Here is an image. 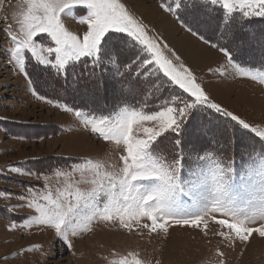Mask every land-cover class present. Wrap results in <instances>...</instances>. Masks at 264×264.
I'll list each match as a JSON object with an SVG mask.
<instances>
[{
    "label": "rangeland",
    "instance_id": "obj_1",
    "mask_svg": "<svg viewBox=\"0 0 264 264\" xmlns=\"http://www.w3.org/2000/svg\"><path fill=\"white\" fill-rule=\"evenodd\" d=\"M186 1L192 2L121 0L130 13L146 26L148 35L157 40L164 54L177 66L183 64L192 71L211 102L220 104L222 108L238 115L250 125L264 130V80L261 79L264 77V70L251 68L252 71L247 72L230 67L227 57L218 48L212 47L211 43L192 30L189 31L175 15L180 4ZM201 2L207 4L206 0ZM22 7L23 0H5L0 5V264H119V260L124 257L132 264L133 255L140 259L142 264H264V237L254 232L247 242L235 238L234 232L216 223V219L227 218L219 213L205 216L199 227L178 226L174 220H170L166 225L167 233L163 229L153 233L148 228L141 227L143 224L150 225L151 222L147 218L141 219L140 225L133 223L131 231L123 228L118 221L104 222L96 219L92 222L90 231L81 232L78 236L69 234L71 248L56 235L54 228L39 225L29 219L38 213L35 207L28 205L33 200L43 202L40 197L46 194L45 184L55 193L56 189H63L81 178V171H73L70 166H76L77 169L84 167L85 176L89 179L93 177L92 166L84 165L82 158H91L94 163L99 162L101 172H111L122 167L120 157L125 153L123 143L117 144L115 141L99 138L90 131L82 117H77L73 111L65 110V105L90 114L93 112L85 110L79 104L100 109L120 98L135 97L136 91H140V97L141 94H148L155 99L159 95L163 96L166 88L174 89L172 92L175 94L169 98L166 96L167 100L176 97L181 102L180 106H183L185 101L192 102L194 98L166 79H156L147 74L140 77L136 82V89L131 93H128L127 87H124L122 93L121 85L129 80H136L135 74L131 77L125 76L124 81H120L118 76L114 81L112 74L104 75V87H97L96 80L85 74L79 82L77 77L71 78L68 86L73 90H65V85L59 83L56 76L49 75L50 72L56 73L58 70L50 64L40 62L28 49L23 50L22 71L15 61L10 60L11 53L7 49L14 47V44L3 31L10 25L14 32L17 31L16 16ZM168 7L173 11L166 10ZM207 12L194 11L189 18L194 28L204 26L210 31L208 36L214 37L216 33L210 30L214 24L202 22V17ZM80 14L86 15V11ZM194 17L198 19L194 20ZM250 17L255 20L260 18ZM63 22L69 31L81 38L87 30V25L79 23L78 19L63 17ZM208 24H211L210 29ZM258 26L261 30L257 31V36L242 27L238 34L243 32L245 36L238 43L247 47L243 49L245 54L260 57L261 50H264V25L258 22ZM254 29L256 28L253 26V31ZM226 31L223 27L221 33ZM116 34L125 36L122 33ZM219 37H222L223 42L227 41L226 35L223 37L220 34L217 38ZM36 39L37 44L43 46L40 55L54 60V54L49 55L46 50L48 46L55 47L47 34H41ZM182 40L188 47L210 50V60L206 59L204 63L194 61L193 57L188 56V52L183 51L185 49L179 43ZM127 42L132 43V39L128 38ZM230 43L237 46L235 40ZM203 54L205 57L209 56L207 53ZM176 56L180 59L177 60ZM28 62L43 66L48 71L31 72V78L26 67ZM233 63L238 64L234 61ZM248 68L250 67L244 66L245 70ZM166 82L168 85H165ZM64 90L68 91L65 95ZM61 100L67 103H62ZM164 102L160 100L150 111L158 110ZM199 107L216 112L205 106H198L197 109ZM137 110L143 111L144 108ZM194 111L191 117L186 119L190 133L186 139L191 142L189 144L195 146V140L199 139L214 141L211 145L217 142L229 145L235 135L242 136L241 133L246 131L258 137L250 129H244L234 121L236 126L230 129L224 123L216 122L214 128L205 123L201 124L197 121L198 110ZM219 114L225 116L223 112ZM156 126V122L142 121L141 126H133L134 134L146 138L143 127ZM209 129L215 136L208 132ZM240 139L239 148L250 146L251 143L246 137L242 141ZM259 139L264 143V140ZM165 146L170 147L166 143ZM245 164L238 162L237 166L234 165L237 170L234 183L237 185L241 183L239 169ZM56 170L70 175H57ZM188 171V167L181 171L182 180L194 179L187 174ZM210 186L209 179L207 187ZM79 187L88 188L91 185L80 184ZM196 192L201 190L197 189ZM196 192L181 196L183 213L192 215L199 212L200 204L196 202L199 197ZM202 195L208 193L203 192ZM213 216L216 219H213ZM261 224H264V220L258 219L248 226L256 228ZM222 231L228 232L232 238L219 235Z\"/></svg>",
    "mask_w": 264,
    "mask_h": 264
},
{
    "label": "snow or ice",
    "instance_id": "obj_2",
    "mask_svg": "<svg viewBox=\"0 0 264 264\" xmlns=\"http://www.w3.org/2000/svg\"><path fill=\"white\" fill-rule=\"evenodd\" d=\"M4 2L0 0V5ZM206 3L222 8L221 20L225 28L236 21L235 14L243 18L264 17V0H206ZM191 7L196 11L204 8L205 4L201 0H192ZM166 10L173 11L171 7ZM85 11L86 15L80 14ZM63 17L78 19L79 23L87 25L82 38L66 28ZM16 24L17 31L14 32L11 25L3 31L14 44V47L7 49L11 53L10 60L15 61L22 71L23 50L28 49L40 62L50 64L58 71L82 64L85 74L96 80L97 87L105 86L102 77L107 74V65L115 68L114 81L117 76L120 81H124L125 76L135 74V81L129 80L121 85L122 93L124 87L129 93L133 92L137 87L136 82L147 74L156 79H166L194 98L192 102L185 101L180 106L179 99L173 97L154 111H149L147 105L143 111H138L136 105L141 102L129 104L123 101L108 115L84 114L81 109L65 105V110L82 117L90 131L99 138L123 143L125 153L120 157L122 167L101 172L99 162L82 158L84 165L92 166L93 177L89 179L85 176L84 167L77 169L76 166H70L73 171H81V178L63 189H56L55 193L45 184L46 194L40 197L43 202L33 200L28 205L35 207L38 213L30 220L54 228L56 235L69 248L72 247L68 240L69 234L78 236L81 232L90 231L96 219L118 221L123 228L131 231L133 223L140 225L141 219L147 218L150 225L143 224L141 227L153 233L158 229L167 233L166 225L170 220H174L178 226L199 227L205 216L219 213L227 218L216 219L213 216V219L234 232L235 238L247 242L254 232L264 237V224L256 228L248 226L258 219L264 220V152L249 154L250 162L239 169V185L234 183L237 171L234 162L221 157L219 153L197 152L193 160L184 154L185 144L191 143L186 139L190 135L186 119L192 115L191 110L198 106H205L217 113L223 112L237 125L250 129L262 140L264 130L250 125L220 104L211 102L192 71L183 64H174L164 54L157 40L148 35L146 26L130 13L121 0H23ZM113 31L125 36L113 38L110 35ZM41 34H47L54 43L55 47L48 46L46 49L49 55L54 54V60L40 55L43 46L37 44L36 38ZM221 35L226 33L222 32ZM227 35L232 36L233 33ZM128 38L132 39L131 49L127 47ZM112 39L118 43L109 46ZM212 47L218 48L227 57L230 67L252 71L251 68L245 70L244 66L233 63L230 48L220 44H212ZM175 58L180 59L178 56ZM96 69H100L99 79ZM261 79L264 80V77ZM142 121H153L157 125L143 127L146 138L134 134L133 126H141ZM208 132L215 136L211 129ZM169 133L175 137L171 141V153L167 147H161L162 140ZM190 151L196 150L192 148ZM185 167L189 169L187 174L194 178L191 181L181 179V171ZM56 174L70 175L59 170H56ZM209 179L211 186L207 187ZM80 184H90L91 187L81 188ZM197 189L201 192H196ZM194 192L199 197L196 202L200 204V209L188 215L183 213L181 196ZM203 192L208 195H202ZM219 235L232 238L228 232L222 231ZM119 264H129L128 258H121ZM132 264H142V261L133 255Z\"/></svg>",
    "mask_w": 264,
    "mask_h": 264
},
{
    "label": "trees",
    "instance_id": "obj_3",
    "mask_svg": "<svg viewBox=\"0 0 264 264\" xmlns=\"http://www.w3.org/2000/svg\"><path fill=\"white\" fill-rule=\"evenodd\" d=\"M191 4H192V2L189 3L188 1L182 2L180 4V7L178 8L177 12H175L177 19H179V21H181L182 24H184L188 28L191 27L192 32H194L196 34L198 33L197 35L199 37H201L203 40H206L208 43L220 44L221 46L230 48L233 52L234 62L238 63L239 65H242L245 67H250L252 69L256 68V69L264 70V50H261V53L259 54L260 57H258L257 55H254V54H249V53L245 54L243 52V49H246L247 47H245L244 44L238 43L239 40H241L245 36V35L243 36V32H240L241 35L238 34V32L241 31L242 27H244L246 31L247 30L251 31V34L253 36L254 35L257 36V34H256L257 31L261 30V29H259L258 22H260L261 24L264 25V17H260L259 19L255 20L254 18H251L250 16L247 18H243L239 14H235L236 15V21H233L227 28L224 27V29L227 30L226 31L227 41H225L226 42L225 43L222 41L223 40L222 37L217 38V36L221 34V31L223 29L222 20H221L222 11H223L222 8L205 4L204 8L196 10L197 12H203L205 10L208 11L206 14L203 15V17H202L203 21L202 22L213 23L214 25L211 26V24H208L209 27L208 26L207 27L210 29V26H211V29H210L211 32L214 31L216 33V34H214V37H209L208 33H210V31L206 30V28L204 26L200 27V28H194L192 26L191 19L189 18V16L194 11L191 7ZM216 17H218V19ZM193 19L194 20L198 19V17H194ZM254 23H257V24H254ZM253 26L256 28V29H254L255 31H253ZM263 32H264V26H263ZM227 33H233V35L229 36V35H227ZM110 35L113 38L121 37V35L116 34V33L115 34L110 33ZM115 40L116 39H112L109 42V46L117 44L118 41L117 40L115 41ZM231 40L233 42L235 40L237 43V46H233L230 43ZM127 47L129 49H131L133 47V44L131 42H127ZM262 47L264 48V45ZM133 58H134V54H133ZM26 67L28 69V73H29V76L31 78H32L31 72L36 73L35 71H39V70L40 71H48L47 68H44L43 66H40L38 64H33L32 62H28L26 64ZM106 71H107L106 75H109V74L113 75L115 73V68L106 65ZM96 72L98 73L97 79H99L100 78L99 77L100 69H96ZM50 74L52 76H56V78L58 79V82L59 83L61 82L62 84L65 85V90L71 91L73 89L72 88L70 89L68 86L69 82L71 83L70 79L77 77L76 80H77V82H79L80 80H82L84 78L83 76L85 75V70H84L83 65L78 63L74 66V68L68 67L66 70L57 71L56 73L50 72L49 75ZM104 77L105 76H103L102 78H104ZM165 85H168L167 82L165 83ZM166 87H168V86H166ZM65 90L63 92L64 95H65V93H68V91H65ZM173 90L174 89L170 90V89L166 88L165 91L163 90L164 91V93H162L163 96L159 95L158 98H155V99L150 97L148 94L147 95L141 94V97H140L139 96L140 91H136L134 93L135 97L120 98L119 100H116V101L110 103L109 106H105V107H102L100 109H96L92 106H88V107L86 106L85 107V105H83V104H79V106L84 108L85 110L91 111L97 115H100V114L108 115L109 113H112L117 108L118 105H121V103L123 101H127L129 104H135V102H141V103L136 105L137 108H144L145 105H147L148 110L150 111L156 107V105L159 103L160 100L166 101L167 100L166 96L168 98L170 96H174L175 94L172 92ZM61 102L67 103V102H64L63 100H61ZM196 110H198L197 112H199V114L197 115L198 116L197 121L201 124L205 123V124H207V126L213 127L216 122L217 123H224V124L228 125L229 129L232 127L234 128L236 126L235 123L227 116H223V115L216 113V112H211L210 110H207V109L201 108V107H199L198 109L196 108ZM193 111H192V113L195 112V111L194 112ZM241 135L242 136H239V137L237 135H235L233 142L230 143L229 145H225L223 143L220 144L218 142L215 143V145H211V143L214 141L211 142V141L197 139V140H195V143H194L195 146L192 144H185L184 154L189 157V160H193L195 158L197 152H199L200 154H203V152H205V151L216 152V153H219L221 157L234 162V165L237 166L236 164L238 162L243 163V164L248 162L249 161V154L264 152V143L258 137L248 133L247 131L241 133ZM245 137L247 138V140L250 141V143H251L250 146L243 147V149L239 148V146H238L239 138H241L240 141H242ZM164 139L169 140V141L162 143L163 141H165ZM164 139L161 142V147H166L165 143L171 147L172 145H170L171 144L170 142L173 139H175V137L169 133L166 135V137ZM201 143H204L206 145L200 146ZM217 147H219V148H217ZM169 148L167 147L169 153H171L173 151V148L172 147L170 149ZM192 148H194L196 151H190V149H192Z\"/></svg>",
    "mask_w": 264,
    "mask_h": 264
},
{
    "label": "bare ground",
    "instance_id": "obj_4",
    "mask_svg": "<svg viewBox=\"0 0 264 264\" xmlns=\"http://www.w3.org/2000/svg\"><path fill=\"white\" fill-rule=\"evenodd\" d=\"M136 3V2H135ZM183 48L185 50H183L184 52H188V56H190V58L193 57V60L194 61H197V63H204L206 59L210 60L211 58V51L206 49H202L201 47H198V48H195V47H188L187 45L184 44V41L182 40V42L180 41L179 42ZM204 53H207L209 56L205 57V55L203 54ZM202 53V54H200ZM199 59V60H198Z\"/></svg>",
    "mask_w": 264,
    "mask_h": 264
}]
</instances>
